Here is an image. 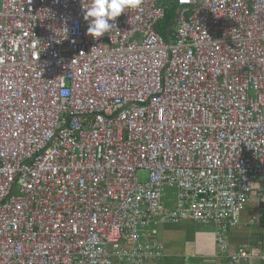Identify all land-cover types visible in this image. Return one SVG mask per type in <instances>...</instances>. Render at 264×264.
I'll use <instances>...</instances> for the list:
<instances>
[{
    "label": "built area",
    "instance_id": "built-area-1",
    "mask_svg": "<svg viewBox=\"0 0 264 264\" xmlns=\"http://www.w3.org/2000/svg\"><path fill=\"white\" fill-rule=\"evenodd\" d=\"M89 3L0 0V264H145L264 197V0H142L100 38Z\"/></svg>",
    "mask_w": 264,
    "mask_h": 264
},
{
    "label": "crops",
    "instance_id": "crops-1",
    "mask_svg": "<svg viewBox=\"0 0 264 264\" xmlns=\"http://www.w3.org/2000/svg\"><path fill=\"white\" fill-rule=\"evenodd\" d=\"M254 186L264 188V182ZM155 236L163 246V256L145 264H228L229 255L239 248L264 250V197L253 190L240 223L224 231L212 224L185 220L160 224ZM252 264H264V257H256Z\"/></svg>",
    "mask_w": 264,
    "mask_h": 264
},
{
    "label": "clouds",
    "instance_id": "clouds-1",
    "mask_svg": "<svg viewBox=\"0 0 264 264\" xmlns=\"http://www.w3.org/2000/svg\"><path fill=\"white\" fill-rule=\"evenodd\" d=\"M142 0H90L84 8V20L87 22V34L100 38L116 28L115 20L126 10L138 9Z\"/></svg>",
    "mask_w": 264,
    "mask_h": 264
},
{
    "label": "trees",
    "instance_id": "trees-1",
    "mask_svg": "<svg viewBox=\"0 0 264 264\" xmlns=\"http://www.w3.org/2000/svg\"><path fill=\"white\" fill-rule=\"evenodd\" d=\"M175 14L173 9H169L167 10L166 16L164 18V20L162 21V23L157 27V29L162 32L164 34L165 32V28L167 25H169L171 23V21L173 20V15ZM180 222V221H179ZM164 253V252H163ZM163 256V255H162ZM162 256L160 258H162ZM159 258V259H160ZM154 260H158V259H154Z\"/></svg>",
    "mask_w": 264,
    "mask_h": 264
},
{
    "label": "rangeland",
    "instance_id": "rangeland-1",
    "mask_svg": "<svg viewBox=\"0 0 264 264\" xmlns=\"http://www.w3.org/2000/svg\"><path fill=\"white\" fill-rule=\"evenodd\" d=\"M138 174H139L141 179H145V175H144L145 173L144 172H139ZM167 193H168V195H173V191H171V190H168ZM173 204H174V202L171 201V203L167 204V206H172Z\"/></svg>",
    "mask_w": 264,
    "mask_h": 264
}]
</instances>
